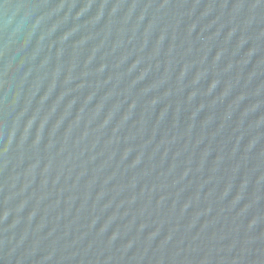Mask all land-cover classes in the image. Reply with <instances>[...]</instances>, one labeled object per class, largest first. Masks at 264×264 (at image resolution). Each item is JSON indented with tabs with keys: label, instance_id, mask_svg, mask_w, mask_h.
Instances as JSON below:
<instances>
[{
	"label": "water",
	"instance_id": "1",
	"mask_svg": "<svg viewBox=\"0 0 264 264\" xmlns=\"http://www.w3.org/2000/svg\"><path fill=\"white\" fill-rule=\"evenodd\" d=\"M0 264H264V0H0Z\"/></svg>",
	"mask_w": 264,
	"mask_h": 264
}]
</instances>
